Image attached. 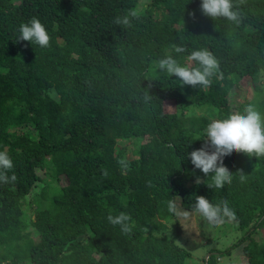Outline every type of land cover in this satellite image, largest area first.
Returning a JSON list of instances; mask_svg holds the SVG:
<instances>
[{"label":"trees","instance_id":"obj_1","mask_svg":"<svg viewBox=\"0 0 264 264\" xmlns=\"http://www.w3.org/2000/svg\"><path fill=\"white\" fill-rule=\"evenodd\" d=\"M201 3L0 0V150L17 177L0 184V264H185L191 254L175 243L178 226L167 232L169 221L177 223L167 201L179 197L192 210L197 196L228 201L242 230L235 244L247 264H264V239L255 238L264 229V157L225 156L234 179L215 189L188 155L204 146L211 120L250 103L264 113V0H233L239 25L203 15ZM133 11L130 26L114 23ZM33 17L50 47L16 40ZM171 45L186 51L176 54ZM199 49L223 73L208 89L150 71L166 54L184 64ZM245 77L251 97L232 111L228 92ZM166 100L173 111L163 110ZM131 139L134 156L124 157L118 141ZM121 159L130 164L123 174ZM36 182L39 190L30 193ZM120 212L132 217L129 235L107 220ZM216 260L210 253L198 264Z\"/></svg>","mask_w":264,"mask_h":264},{"label":"clouds","instance_id":"obj_2","mask_svg":"<svg viewBox=\"0 0 264 264\" xmlns=\"http://www.w3.org/2000/svg\"><path fill=\"white\" fill-rule=\"evenodd\" d=\"M244 0H240L242 4ZM201 13L213 20L224 18L227 21L239 25L242 21V12L233 4V0H202ZM129 15L136 17L135 11L123 17H116L117 25L130 26ZM194 15V14H193ZM17 41H27L36 44L40 48L50 47L51 37L39 18L33 17L27 23L19 27ZM176 54L186 51L182 45L170 46ZM150 71L164 73L169 77L175 76L182 85L208 89L213 84V78L220 80L223 73L216 57L207 49L193 50L186 57V62L181 64L174 55L166 54L163 58L153 61ZM151 84H149V88ZM145 101L151 97L145 93ZM205 143L200 149L194 150L188 155L191 164L199 169L206 177H211L210 188L222 189L233 182V173L224 166L223 158L233 152L244 153L249 157H264V113L254 104L246 105L242 111H235L223 119H213L205 129ZM211 147L213 150L208 151ZM122 174L130 170V164L126 159L118 161ZM13 161L6 151L0 150V184L15 183L17 177L13 172ZM107 171L103 175L107 176ZM241 183L246 182V176L241 172ZM200 177L196 183H201ZM191 211L184 210L179 197H173L167 201V210L175 216L182 225L187 227L192 221L193 214H198L210 227H221L226 223L237 221V215L229 206L227 200L213 204L204 196H197ZM107 220L113 226H119L122 234L129 235L133 231L132 217L120 212L118 215H108Z\"/></svg>","mask_w":264,"mask_h":264},{"label":"rangeland","instance_id":"obj_3","mask_svg":"<svg viewBox=\"0 0 264 264\" xmlns=\"http://www.w3.org/2000/svg\"><path fill=\"white\" fill-rule=\"evenodd\" d=\"M140 5L141 4H138V6ZM239 83V88L236 89L235 86H233L228 92L232 111L238 103L240 104L243 100H247L251 97L252 84L250 80L245 77ZM259 83L262 86V95L264 96V74H262V78ZM163 110L165 112L173 111V101H164ZM195 111L199 112L198 110ZM118 146L121 148L124 157L134 156L133 149L136 146L134 139L118 141ZM212 150L213 149L211 147L208 148L209 152ZM57 183L60 185L65 184L64 177L59 176ZM40 185V182H36L30 193L38 191ZM176 221V224L173 220L166 224L168 228L167 232L169 235H172L176 226H178L180 232L178 237L175 239V243L191 254V257L185 260V264H198L199 260L201 258L204 259L209 250H214L213 252L209 251V254L213 253L214 255H217V264H247L246 257L241 254L240 246L235 244V242L242 235V230L238 229L234 222L226 223L221 227L214 228L210 227L207 222L203 221L198 214H193L192 221L187 227L183 226L182 222H180L177 218ZM28 230L33 240H36L37 232L30 227ZM255 238L264 239V229L258 230L255 234Z\"/></svg>","mask_w":264,"mask_h":264},{"label":"water","instance_id":"obj_4","mask_svg":"<svg viewBox=\"0 0 264 264\" xmlns=\"http://www.w3.org/2000/svg\"><path fill=\"white\" fill-rule=\"evenodd\" d=\"M208 254H209V253H207V254L205 255V257H204V258H206Z\"/></svg>","mask_w":264,"mask_h":264}]
</instances>
